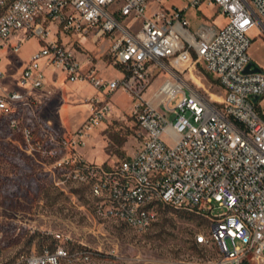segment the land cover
<instances>
[{
	"label": "built area",
	"instance_id": "2783aa9c",
	"mask_svg": "<svg viewBox=\"0 0 264 264\" xmlns=\"http://www.w3.org/2000/svg\"><path fill=\"white\" fill-rule=\"evenodd\" d=\"M203 4L216 7L227 22L191 27L187 12ZM262 22L264 0H185L181 8H164L161 0H0V50L16 52L18 32L42 42L18 77L23 92L0 95V115L8 130L21 136L24 155L60 190L71 185L86 189L100 219L142 233L165 206L195 212L209 222L206 232L194 236L195 243L217 249L208 264L264 261V117L255 110L264 96V72H243L251 62L248 31ZM51 26L58 31L51 32ZM60 33L108 39L121 77H95L60 42ZM46 67L64 72L68 81H91L99 93L126 92L133 101L140 147L112 164L84 161L76 149L110 116L111 105L92 109L68 136L54 131L38 119V103L30 93L44 85ZM197 68L217 82L218 99L179 77ZM161 69H168L170 77L146 99L141 91ZM217 208L224 212L212 214ZM42 232L57 242L69 239L49 228ZM4 238L0 230V242ZM77 255L88 258L85 250L71 252L55 244L19 255L16 264L71 263Z\"/></svg>",
	"mask_w": 264,
	"mask_h": 264
},
{
	"label": "rangeland",
	"instance_id": "374dc122",
	"mask_svg": "<svg viewBox=\"0 0 264 264\" xmlns=\"http://www.w3.org/2000/svg\"><path fill=\"white\" fill-rule=\"evenodd\" d=\"M161 3L164 8H181L185 0H161ZM187 16L193 25L203 22L220 27L227 22L216 7L206 4L189 10ZM55 28L51 26V32ZM247 35L251 40L248 56L264 72V28L261 25L253 27ZM68 36L66 47L86 67L94 70L95 77L107 80L121 77V70L112 64L108 39L96 41L89 33ZM14 38L20 41L16 52L8 48L0 50V95L23 92L18 77L31 56L42 47L35 36L18 32ZM202 68L192 73L184 71L179 77L204 96L209 97V93L218 99L217 82ZM43 72L45 83L32 90V98L40 100L42 93L50 91L48 98L37 104L36 112L41 110V115L52 120L58 132L68 136L85 121L92 109L105 103L111 105L110 116L94 126L85 144L76 149L84 161L112 164L140 147L142 140L131 115L133 101L126 92L99 93L91 81H68L64 72L57 68L46 67ZM169 77L168 69L155 70L141 94L151 99ZM164 110L162 106L160 111ZM255 110L264 117V96L256 103ZM166 119L172 120L171 113H166ZM223 212L224 209L217 208L212 214ZM208 224L206 218L195 212L172 208L159 211L155 223L142 233L120 221L100 219L86 191L76 185L62 191L42 175L40 166L24 155L21 136L12 134L0 115V229L5 230V238L0 242V264H16L19 255L37 253L43 246L52 248L55 244H62L71 252L85 250L88 253L86 260L77 255L78 259L71 263L61 264H208L218 255L216 247L194 241L196 234L208 230ZM48 228L68 236V242H57L43 234V229ZM243 264H264V261L247 260Z\"/></svg>",
	"mask_w": 264,
	"mask_h": 264
},
{
	"label": "crops",
	"instance_id": "0c3cea01",
	"mask_svg": "<svg viewBox=\"0 0 264 264\" xmlns=\"http://www.w3.org/2000/svg\"><path fill=\"white\" fill-rule=\"evenodd\" d=\"M188 17V16H187ZM188 19H189V21H190V25H191V27H195L196 25H193L192 23H191V20H190V18L188 17ZM261 26L264 28V22H262L261 23ZM60 34H62V33H60ZM60 34L58 35L59 37V40H60V42H62L63 44H67V42H68V35H64V34H62L64 37L62 38L61 36H60ZM33 90V89H32ZM32 90L30 91V93H31V96H32ZM50 94V91H48L46 94H41L40 95V100H36V99H34L35 101H37V103L38 104H42L43 103V101L46 99V98H48V95ZM40 107H41V105H40ZM37 113V117H38V119L42 122V123H47V124H49L50 125V127L54 130V131H56V132H58V130L56 129V127H55V124L53 123V121L52 120H50V119H48L45 115L44 116H42L41 115V110L40 111H38V112H36Z\"/></svg>",
	"mask_w": 264,
	"mask_h": 264
},
{
	"label": "water",
	"instance_id": "95a60500",
	"mask_svg": "<svg viewBox=\"0 0 264 264\" xmlns=\"http://www.w3.org/2000/svg\"><path fill=\"white\" fill-rule=\"evenodd\" d=\"M244 73H256V72H262L261 69L259 67H257L252 61L245 67ZM257 98H254V101Z\"/></svg>",
	"mask_w": 264,
	"mask_h": 264
},
{
	"label": "trees",
	"instance_id": "16d2710c",
	"mask_svg": "<svg viewBox=\"0 0 264 264\" xmlns=\"http://www.w3.org/2000/svg\"><path fill=\"white\" fill-rule=\"evenodd\" d=\"M27 114H28V115H27L28 117H31V116H30V113H27ZM42 175H43L44 177L48 178L50 182H52V178L50 177L49 174H47V173H45V172H42ZM79 187H80V186H79ZM80 189H81L82 191H86V189H85L84 187H80ZM86 193H87V191H86ZM166 208H169V207L165 206V207H163V208H160L159 211H161V210H166ZM175 210H176V209H175ZM184 212H187V211H184ZM0 230L5 231L4 229H0Z\"/></svg>",
	"mask_w": 264,
	"mask_h": 264
},
{
	"label": "bare ground",
	"instance_id": "6f19581e",
	"mask_svg": "<svg viewBox=\"0 0 264 264\" xmlns=\"http://www.w3.org/2000/svg\"><path fill=\"white\" fill-rule=\"evenodd\" d=\"M253 27H254V26H253ZM253 27H251V28H253ZM251 28H250V29H251ZM250 29H249V30H250Z\"/></svg>",
	"mask_w": 264,
	"mask_h": 264
}]
</instances>
